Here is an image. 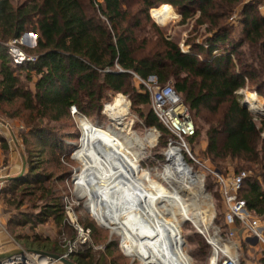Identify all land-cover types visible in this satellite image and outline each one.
Segmentation results:
<instances>
[{
  "label": "trees",
  "instance_id": "trees-1",
  "mask_svg": "<svg viewBox=\"0 0 264 264\" xmlns=\"http://www.w3.org/2000/svg\"><path fill=\"white\" fill-rule=\"evenodd\" d=\"M259 2L0 0V114L3 105L15 106L13 118L28 112L39 126L42 120L69 118L72 107L81 113L85 109L99 110L104 91L131 92L134 105H147L149 95L132 87V77L142 81L154 78L161 86L172 83L192 118L193 111L196 115L206 112L210 118L206 121L209 126L206 153L212 159L228 156L246 162L249 175L238 197L245 202L249 214L256 219L264 218V117L256 119L242 106L238 96L246 82L255 78L256 67L264 69V12L255 7ZM135 5L139 9L134 12ZM171 5L178 9L182 23L197 12V25L207 26L206 43L193 48L196 53H184L157 30L153 33L156 39L153 44L138 35L144 30V23L150 22V9L154 6L171 9ZM234 22L242 27L238 39H232ZM27 33L36 36V45L32 49L22 48L37 61L15 66L7 57L6 44ZM243 56L246 59L241 61L238 57ZM33 75L38 80L30 89L24 85L22 76L29 82ZM257 87L258 95L264 98V79ZM146 124H157L165 130L153 113ZM196 136L197 133L188 139ZM35 137L43 148L61 149L42 132H36ZM49 181V175L30 171L5 184L2 194L18 190L24 196L38 193V201L44 204L38 214L24 217L23 224L35 227L50 217L61 219L62 209L56 203L53 189L45 185ZM17 205L21 206L22 201ZM42 252L62 254L46 248ZM88 256V250L78 252L70 261L94 264L93 257Z\"/></svg>",
  "mask_w": 264,
  "mask_h": 264
},
{
  "label": "rangeland",
  "instance_id": "rangeland-1",
  "mask_svg": "<svg viewBox=\"0 0 264 264\" xmlns=\"http://www.w3.org/2000/svg\"><path fill=\"white\" fill-rule=\"evenodd\" d=\"M22 1L24 0H14L15 3ZM243 1L249 2L250 0ZM158 7L154 6L152 9ZM255 7L259 12L263 13L264 0H261ZM137 9H139L138 5L133 6L134 12ZM152 9L148 12L150 22L144 23V30L141 34H138L140 37H146L150 40L151 44L156 40L153 36L156 30L163 34L165 40L175 42L179 49L187 54L196 53L193 51V48L206 43V38L209 34L207 26L197 25L199 13H194L192 18L182 23L178 9L172 6L171 9L168 8L169 17L167 22L159 24L151 16L150 12ZM241 35L242 27L236 23L232 39H238ZM34 40L33 36L29 33L24 34L21 40V48L26 47L30 49L27 45L28 43L29 45L33 43ZM242 50L245 51V48H242ZM238 58L241 61L246 59L244 56ZM256 68L255 78L247 81L245 88L238 92L241 104L248 94L255 93L258 95L256 90L258 88L257 84H260L264 79V69H260V67ZM32 77V81L30 79L29 82H26L22 76L24 85L30 89L34 87L33 82L38 80L37 75H33ZM131 85L138 93L143 95L148 94L150 101L149 88L151 89L159 84L154 78L142 81L137 77H132ZM169 86L172 87L173 84L169 83ZM118 95L123 96L128 102L129 114L128 117L126 116L127 119L124 123L132 122V132L139 138H144L145 134L150 130L154 131L157 135L155 144L147 147L145 155L139 160L142 169L150 171L152 178L162 188L170 191L171 189L167 187L164 181L158 180L155 173L156 171L161 172L163 165L166 163L165 154L169 149L168 145L170 142H174L176 146L181 144V154L186 164L192 169L193 173L201 176V193L197 196L196 205L190 207L189 213H193L194 209L198 210L197 212L201 213L205 225L208 222L210 224L208 227L210 237H213L214 233H216L219 235L221 244L222 240L226 239V234L231 233L233 235L231 241H234L238 245V248H235L233 244L228 245L227 243H224L225 249L224 246L220 247H223V252H227L228 255L231 254V257L235 254L239 264H264V244L249 245L245 243L242 240V236L248 230L243 224L226 225L225 206L220 193L221 187L213 175L215 171L229 183L239 172H245L249 175L246 162L240 158H230L228 156L221 159H212L206 153L208 148L206 131L209 128L206 121L210 120L206 112L196 115L193 111V122L197 136L193 140L185 139V148L184 144L176 140L163 125L164 131L157 127V124L147 126V118L152 113L150 102L145 106L134 105L135 102L131 92L114 93L104 91L99 110L88 111L85 109V113H81L75 109V115L70 110L69 118H64L60 121L42 120L40 121L42 122L39 125L40 127L37 126V120H34L33 115H30V113L22 112V116L13 118L12 115L16 113V107L3 105L2 114H0V167L8 168L9 174L14 173L12 175L16 174L18 177L27 175L30 171L49 175L50 181L45 185L53 189L57 199L56 203L59 204L62 212L59 213L61 215V219L59 220L50 217V219L35 225V227H31L28 224H23L22 219L36 215L41 211L44 204L38 201V193L34 195L35 197L28 196V194L25 196L21 195L19 190L10 195L1 194L0 250H14L17 248L16 244H18L24 250H43L46 248L47 250L64 251L67 243L75 238L74 229L70 225L66 214V209H68L78 219V223L90 231L91 245L88 254L93 257L94 264H139L137 259H132L130 257L132 255L126 254L120 248L121 237L112 233L105 226L100 227L87 211L86 201L88 196L80 197L76 190L77 177L81 175L80 169L82 165L79 161L71 158L74 151L80 146L82 136L77 115H82L92 126L107 130V128L111 127L112 121L105 111V106L111 103ZM260 98L264 110V98L261 96ZM83 103L86 104L87 101L84 100ZM247 109L252 112L248 106ZM252 115L256 119L261 118V116L253 112ZM212 119L215 120L214 118ZM36 132H42L43 136H47L50 141L58 143L62 150L57 148L56 150H52L48 147L43 148L41 146L42 142H39L35 137ZM262 136H264V131ZM14 165L16 166L14 167ZM183 199L186 204L191 205L190 198L184 197ZM19 201H22L21 206L17 205ZM207 206L211 210L209 216L204 215V210L207 209ZM248 215L250 223L256 219L251 214L248 213ZM259 221L261 234L264 237V218H259ZM17 223H22L23 225H18ZM179 228L180 235L185 243L184 252L190 258L191 264H210L214 254L212 245L208 244L210 242H207V239L203 235L201 236L197 233V230L188 222L182 223ZM85 261L88 263V260Z\"/></svg>",
  "mask_w": 264,
  "mask_h": 264
},
{
  "label": "bare ground",
  "instance_id": "bare-ground-1",
  "mask_svg": "<svg viewBox=\"0 0 264 264\" xmlns=\"http://www.w3.org/2000/svg\"><path fill=\"white\" fill-rule=\"evenodd\" d=\"M150 13L159 24H165L169 17L167 7ZM246 101L253 113L263 112L259 95L250 93ZM105 111L112 121L107 130L77 115L82 136L72 157L82 165L76 190L80 197L88 196L89 214L100 227L119 235L120 248L142 264H191L179 231L181 224L188 222L210 242L214 250L210 264H216L217 254L223 252L219 236L214 233L210 237V224L205 225L198 210L189 213L201 193V176L188 167L181 149L171 146L162 171L155 173L171 190L162 188L139 163L146 148L155 144L156 133L150 130L139 138L132 132V122L124 123L129 114L128 102L121 95L106 104ZM184 197L190 198L192 206L185 203ZM206 208L204 215L209 216L210 207Z\"/></svg>",
  "mask_w": 264,
  "mask_h": 264
},
{
  "label": "built area",
  "instance_id": "built-area-1",
  "mask_svg": "<svg viewBox=\"0 0 264 264\" xmlns=\"http://www.w3.org/2000/svg\"><path fill=\"white\" fill-rule=\"evenodd\" d=\"M20 39H15L6 44V54L8 59L15 66H22L24 64H34L37 58L28 55L22 48ZM150 90V105L151 110L158 122L163 125L168 132L178 141L184 143L185 139L191 138L195 134V127L193 118L189 108L184 104L181 97L169 86L156 85ZM71 113H76L75 108H71ZM176 146L174 142H170L168 148ZM182 145L178 144L176 147L180 148ZM181 149V148H180ZM182 151V149H181ZM215 178L220 185L221 198L225 206L226 225L231 226L236 223L243 224L248 230L245 234V239L255 238L257 243L264 244V237L261 234V227L259 226V219H255L250 223L248 213L246 211L245 202L238 197V192L242 187L247 173L241 172L234 176L229 183L223 177L214 171ZM10 181V174L8 168L0 167V197L5 184ZM66 214L70 225L75 232V238L67 243L66 249L59 256L70 260V257L78 252L89 250L91 245V234L88 229H85L78 223V219L73 216L68 209ZM219 236V235H218ZM233 235L226 234V239L220 242V246L224 243L233 244L235 248L238 245L231 241ZM220 239V238H219ZM208 242V241H207ZM210 244V243H208ZM16 249L7 254H0V264H60L51 257L44 254L42 251L24 250L20 245L16 244ZM213 249V248H212ZM216 264H239L237 257L220 252L217 254Z\"/></svg>",
  "mask_w": 264,
  "mask_h": 264
},
{
  "label": "water",
  "instance_id": "water-1",
  "mask_svg": "<svg viewBox=\"0 0 264 264\" xmlns=\"http://www.w3.org/2000/svg\"><path fill=\"white\" fill-rule=\"evenodd\" d=\"M30 35H32V34H30ZM32 36H34V35H32ZM118 73H122V71H119ZM242 106H243L244 108H247V101H246V99L242 102ZM79 115H80V114H79ZM257 115H259V116H261V117H264V110H263L262 113L257 114ZM80 116H82V115H80ZM71 158L74 159L73 157H71ZM202 192L204 193L203 190H202ZM207 198H208V197H207ZM246 242H249V243H256V242H257V239H255V238H248V239L246 240ZM43 253H44V252H43ZM44 254H46L47 256L51 257L53 260L59 262L60 264H73L70 260H66V259L60 257L59 255H54V254H49V253H44ZM131 258H132V259H135V258H133V257H131ZM138 262H139V264H142L139 260H138Z\"/></svg>",
  "mask_w": 264,
  "mask_h": 264
},
{
  "label": "crops",
  "instance_id": "crops-1",
  "mask_svg": "<svg viewBox=\"0 0 264 264\" xmlns=\"http://www.w3.org/2000/svg\"><path fill=\"white\" fill-rule=\"evenodd\" d=\"M33 35V34H32ZM33 38L35 39L34 40V42L33 43H31L30 45H29V43H28V45H27V47H30V49H32V48H34L35 47V45H36V36L34 35L33 36ZM16 165H14V167H15ZM14 167H13V169H14ZM15 171V170H14ZM13 172V171H12ZM12 174H14V173H11L10 174V180H12V179H15V178H17L18 176L15 174V175H12ZM263 228H264V226H263ZM261 231V230H260ZM242 240L243 241H245V243H247V244H249V245H255V244H257V242L256 243H249V242H246V239H245V235H243L242 236ZM234 242V241H233ZM235 243V242H234ZM15 250V249H14ZM14 250H10V251H1L0 250V254H7V253H9V252H13ZM30 251H42V249H34V250H30ZM62 253H63V251H62Z\"/></svg>",
  "mask_w": 264,
  "mask_h": 264
}]
</instances>
